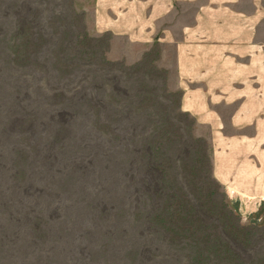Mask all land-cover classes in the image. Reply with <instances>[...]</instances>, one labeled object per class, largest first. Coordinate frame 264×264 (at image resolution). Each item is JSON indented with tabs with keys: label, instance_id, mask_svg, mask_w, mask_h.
<instances>
[{
	"label": "rangeland",
	"instance_id": "1",
	"mask_svg": "<svg viewBox=\"0 0 264 264\" xmlns=\"http://www.w3.org/2000/svg\"><path fill=\"white\" fill-rule=\"evenodd\" d=\"M95 2L0 0V264H264V206L245 221L216 180L208 130L180 108L173 49L99 32ZM152 138L169 144L155 160L174 200L142 194Z\"/></svg>",
	"mask_w": 264,
	"mask_h": 264
},
{
	"label": "bare ground",
	"instance_id": "2",
	"mask_svg": "<svg viewBox=\"0 0 264 264\" xmlns=\"http://www.w3.org/2000/svg\"><path fill=\"white\" fill-rule=\"evenodd\" d=\"M95 1L94 24L97 28H99V32H112L120 36L128 35L129 33H141L143 39L135 40L136 42L141 41L147 43L151 41H158L160 43L159 45L163 44V46L171 47L173 49V64L170 67L173 69L175 74V88L182 91V93H180L181 99L179 102L181 111L188 113L198 126L207 128L208 137L212 142L214 176L216 180L222 185L228 195V198H230V200L232 199L233 201H237L235 206L238 208L245 221L249 222V220L255 218L256 208L264 206V166L247 129H243L241 125L243 124V120L237 110V107L231 97L193 12L186 23H182L178 26L173 25L172 19H174V17H178L179 12L184 10V7L190 6L188 1ZM22 32L23 30L20 31V34H22ZM14 47L15 45L13 47H7L9 55L14 50ZM113 89L116 93L123 94L125 96L128 94L126 90L117 85H115ZM116 105L115 111H118L119 102H117ZM91 112L92 111L88 110L87 107L84 111H82L86 117H89ZM97 114L98 112H94V115ZM148 122L152 123L150 120ZM226 122L228 124H225ZM120 139L121 137L117 136L114 140L117 141ZM168 149V142L166 143L156 140V138H152V140L148 141L142 149L138 150L141 155V162H143V166L145 168L144 170L151 174V177H146V179L150 180V182L154 185V189L150 191L147 184H144L146 188L142 193L143 195L145 194V196L148 197L153 196L157 199H164V201H170L177 198V196L174 193L169 192L167 188V169L158 164L156 165L155 160L158 152L165 154ZM108 154L109 151L106 148L100 153V156L104 160H102L104 163V170H107L105 160ZM91 164H93V161H91ZM122 170L124 169H118L119 174L115 170L113 180L116 185L125 190L126 182H129L131 177L126 171L127 169L125 171ZM143 182L145 181L143 180ZM127 185L129 186V183ZM188 230H190L188 227H182V232H186Z\"/></svg>",
	"mask_w": 264,
	"mask_h": 264
},
{
	"label": "crops",
	"instance_id": "3",
	"mask_svg": "<svg viewBox=\"0 0 264 264\" xmlns=\"http://www.w3.org/2000/svg\"><path fill=\"white\" fill-rule=\"evenodd\" d=\"M264 166V0H187Z\"/></svg>",
	"mask_w": 264,
	"mask_h": 264
}]
</instances>
